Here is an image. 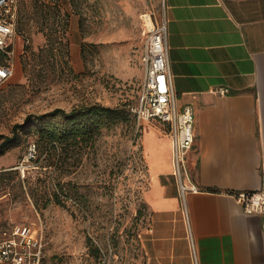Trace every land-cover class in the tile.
<instances>
[{
    "label": "rangeland",
    "instance_id": "rangeland-1",
    "mask_svg": "<svg viewBox=\"0 0 264 264\" xmlns=\"http://www.w3.org/2000/svg\"><path fill=\"white\" fill-rule=\"evenodd\" d=\"M152 12L162 0H18L14 53L0 49L14 70L0 82V206L38 230L42 264H147L145 136L166 135L136 112Z\"/></svg>",
    "mask_w": 264,
    "mask_h": 264
},
{
    "label": "crops",
    "instance_id": "crops-1",
    "mask_svg": "<svg viewBox=\"0 0 264 264\" xmlns=\"http://www.w3.org/2000/svg\"><path fill=\"white\" fill-rule=\"evenodd\" d=\"M165 4L177 104L195 111L188 172L199 191L182 197L172 139L147 129V264H264V215L246 214L233 195L261 187L264 0ZM3 218L0 206V238Z\"/></svg>",
    "mask_w": 264,
    "mask_h": 264
},
{
    "label": "built area",
    "instance_id": "built-area-1",
    "mask_svg": "<svg viewBox=\"0 0 264 264\" xmlns=\"http://www.w3.org/2000/svg\"><path fill=\"white\" fill-rule=\"evenodd\" d=\"M165 0L162 8L165 11ZM158 19L149 13V24L144 45L145 79L136 112L141 120L156 122L172 139V162L174 176L182 197L186 192L199 191L192 183L188 172V153L195 142V111L191 104L179 107L173 89L168 59L167 21L165 12ZM18 0H0V49L14 53L13 44L17 37ZM24 43H29L24 38ZM11 64L0 66V82L13 74ZM225 94L227 89L215 90ZM36 144L30 146V155L36 152ZM261 187L254 191L237 192L234 195L246 214L264 215V150L261 161ZM43 237L29 224L8 223L2 228L0 238V264H42Z\"/></svg>",
    "mask_w": 264,
    "mask_h": 264
},
{
    "label": "trees",
    "instance_id": "trees-1",
    "mask_svg": "<svg viewBox=\"0 0 264 264\" xmlns=\"http://www.w3.org/2000/svg\"><path fill=\"white\" fill-rule=\"evenodd\" d=\"M48 42L53 46V44H54V41H52V39L51 38H48ZM4 65H6V64H4ZM91 114H96V112H94L93 110H92V112H90ZM60 114H62V115H64V116H66L67 118H71L72 119V117H75L76 116V114H74V113H66L64 110H62V109H56V110H54L53 112H51V114L50 115H60ZM31 120V118H29L28 119V121H30ZM72 121L74 122L75 121V118L74 119H72ZM49 136L51 137V138H54V137H56V136H54V134H53V132L52 133H50L49 134ZM65 134H61L60 136H57V139L58 140H64V139H66L65 138ZM36 144V147H37V143H35ZM4 154V151L1 149V147H0V156L1 155H3ZM4 174H7V173H4Z\"/></svg>",
    "mask_w": 264,
    "mask_h": 264
},
{
    "label": "bare ground",
    "instance_id": "bare-ground-1",
    "mask_svg": "<svg viewBox=\"0 0 264 264\" xmlns=\"http://www.w3.org/2000/svg\"><path fill=\"white\" fill-rule=\"evenodd\" d=\"M147 23H150V22H149V17H147Z\"/></svg>",
    "mask_w": 264,
    "mask_h": 264
}]
</instances>
